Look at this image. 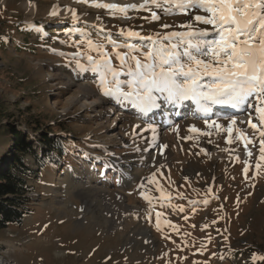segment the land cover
I'll return each mask as SVG.
<instances>
[{"label": "rangeland", "instance_id": "obj_1", "mask_svg": "<svg viewBox=\"0 0 264 264\" xmlns=\"http://www.w3.org/2000/svg\"><path fill=\"white\" fill-rule=\"evenodd\" d=\"M116 1L121 6L143 2ZM54 6H59L56 16L50 14ZM68 8L77 10L78 21H73ZM157 11L161 19L149 23L142 19L150 16L144 11H130L131 19L113 17L105 9L76 0H0V35L8 42L7 49L0 51V167L12 149L9 142L5 147L4 140L10 135L2 136L5 126L12 124L25 132L39 158L46 136L65 143L64 153L56 151L52 162L44 165L27 157L28 165L40 172L30 182L34 210L22 227L0 232V264H264L259 259L264 256V167L259 174L255 169L259 136L257 133L255 147L249 145L254 153L249 158L241 142H226L228 134L224 131L235 117L239 128L251 134L248 114L234 116L212 105L207 118L184 115L176 119L173 114L177 110L172 108L170 117L164 113L163 103L155 113L141 114L130 102L104 97L97 74L81 72L74 66L72 54L77 48L73 44L86 33L94 40H103L108 33L116 39L121 27L141 30L138 26L142 25V34L148 35L173 30L162 29L163 23L175 26L189 20L183 14ZM23 24L34 29L26 37L18 28ZM123 104L126 109H120ZM191 110L194 113L193 107H187V112ZM221 112L230 115L217 117ZM145 118L154 119L144 124L156 127L171 146L170 162L161 144L155 145L158 149L154 150L153 161L144 154L156 143L149 127L145 132L142 126L136 128V122L143 123ZM205 119L223 127L216 129L211 123L205 124ZM191 125L201 131L190 132ZM180 131L185 134L180 135ZM114 158L128 160L125 162L139 171L133 181H123ZM246 159L251 165L248 179L243 174ZM153 172L157 173V183L147 184L146 178ZM85 181L121 194L127 205L140 208L139 217L125 213L117 223L112 220L116 229L110 228L111 223L93 227L90 223L94 214L86 205L89 199L85 200L76 186ZM71 186L74 191L69 197ZM157 186L171 194L173 205H183L184 211L158 202ZM141 192L153 197L151 204ZM97 204L92 211H98ZM156 211L163 212L160 230L155 226ZM168 221L178 231L169 227ZM140 227L149 230V240L126 243ZM13 245L15 248L10 247ZM253 255L257 259L253 260Z\"/></svg>", "mask_w": 264, "mask_h": 264}, {"label": "snow or ice", "instance_id": "obj_2", "mask_svg": "<svg viewBox=\"0 0 264 264\" xmlns=\"http://www.w3.org/2000/svg\"><path fill=\"white\" fill-rule=\"evenodd\" d=\"M76 2L105 9L113 17L122 15L126 19L132 18L130 11H144L150 16L142 19L149 23L161 19L157 10L163 15L188 16L189 20L180 25H160L162 29H173L171 31L148 35L142 34V25L138 26L141 30L121 27L116 39L108 33L103 40H94L86 33L73 44L77 48L72 54L74 66L81 72L97 74L98 87L104 97L118 103L130 102L141 114L161 107L162 102L175 105L185 100L194 101L196 111L205 116L212 112V105H227L246 112L251 134L237 127L236 118L232 117L224 128L228 134L226 142H241L247 156L252 158L254 153L249 145L255 147L258 133L259 158L255 169L259 174L264 167V0H143L140 4L123 6L102 0ZM57 7L54 6L51 15L58 14ZM68 11L74 22L79 20L76 9L68 8ZM99 30L104 31L103 27ZM254 119L257 122H253ZM209 123L216 129L223 127L205 119V124ZM149 130L155 134L154 126L149 125ZM188 130L201 131L195 125ZM160 147L166 149L168 145ZM244 165L243 174L248 179L249 160L246 159ZM156 175L153 172L147 177V184L157 183ZM155 190L160 193L158 202L184 211L183 205L172 204L170 193L166 194L159 186ZM180 195L183 198V194ZM141 196L151 204L152 196L146 192H141ZM162 215L161 211L155 212L157 230L161 228ZM167 223L178 231L170 221ZM252 258L257 259L255 255ZM259 259L264 260V256Z\"/></svg>", "mask_w": 264, "mask_h": 264}, {"label": "trees", "instance_id": "obj_3", "mask_svg": "<svg viewBox=\"0 0 264 264\" xmlns=\"http://www.w3.org/2000/svg\"><path fill=\"white\" fill-rule=\"evenodd\" d=\"M18 28L22 32L21 34H25V37L34 31L33 26L30 24L19 25ZM7 45L8 42L1 36L0 51L4 52L7 49ZM18 49L21 50V48ZM24 50H29V48ZM3 131L4 133L2 136L10 134L9 137L4 140L5 147L7 148L9 142V148L12 147V149L11 152L8 153V156L5 157L7 160L2 161L0 167L1 233L7 231V229L11 227H22L25 218L32 214L34 210V198L31 195V193L34 192V187L30 182L36 175L39 177L40 172H35L28 165L27 157L31 156L35 158L37 162H41L44 165L45 163L52 162L53 154L56 151H59L62 155L65 145L64 142L58 140L60 138L52 139L50 136H46V138L42 140L45 149H43L42 157L39 158L33 142L30 141L29 136L26 135L25 132L18 131L12 124L3 127Z\"/></svg>", "mask_w": 264, "mask_h": 264}, {"label": "bare ground", "instance_id": "obj_4", "mask_svg": "<svg viewBox=\"0 0 264 264\" xmlns=\"http://www.w3.org/2000/svg\"><path fill=\"white\" fill-rule=\"evenodd\" d=\"M111 1L116 2V4L120 5L119 4L120 2H117L116 0H111ZM129 1H132V0H129ZM81 86L84 87V85H81ZM191 101L192 100H185V101L181 102L180 104H175V105L174 104L167 103V102H162L163 103V106L162 107H163V109L165 111L164 113L166 115H169L170 114L169 115L170 117H171L172 111H173L172 108L176 109L177 110V113H174L173 114V116L176 119L177 118L178 119L179 118H182L184 115H185V117L187 116L188 118H192V117L207 118L208 114H207V116H205L203 113L197 112L196 111V109H197L196 103L194 101H192V102ZM187 107L188 108L193 107L194 113H192V110L187 112ZM126 108L127 107L124 104L121 105V107H120V109H126ZM217 108L218 109H224L225 111H228L229 110V113L230 114L233 113L232 115H234V116H238V115H242V114H245L246 113V112H242L239 109H234V108H232L230 106H227V105H217ZM155 112H156V109H153L152 111H150L149 113H147V115H151V114H153ZM189 112H191V113H189ZM182 113H185V114H182ZM132 114H134V113H132ZM216 114H218V113H216ZM230 114L227 113L226 115L228 116ZM156 115L157 114H155L154 117H157ZM223 115L226 116L225 114H222V112H221V113H219V116H217V117H221ZM213 116H214V114H213ZM150 120L153 121L154 119H152V118L151 119H146L145 118L142 121L143 123H137L136 122V124L139 125L140 127L142 126L141 127V131L142 132H145V131H147V128L149 126H146L144 123H146V121H150ZM173 121L174 120H172V122ZM237 123H238V120H237ZM158 126H159V124L157 123V127ZM165 126H167V124H165ZM236 126L239 127L237 124H236ZM182 127H183L182 130H184V128H186L185 125L182 126ZM155 132H156L155 134L152 132V135H155V139L152 142H156V143H153L152 145L148 146L146 148V150H144V148L142 149V150H144V154H146V156L149 157V159L152 160V161H153L152 158H154V155H155L154 150L158 149L157 147L160 144L161 145H168V141H165V139H164L165 137H161V135L163 133H158V130H155ZM180 132H178L180 135L185 134L184 131H182L181 133ZM166 133H167V131H166ZM152 135H151V137H152ZM180 137H182V136H180ZM155 145H157L156 148H155ZM164 150L167 151L166 154H165V155H167L165 159L170 162L171 159H169V157L171 156L172 153L171 154H169V153H170V150H171V146L168 145V147L166 149H164ZM125 161H128V160L122 161V160H119V159H116V158L113 159V163L115 165H117L118 169L123 173V181H125V182L130 181L131 180L130 178H133L131 180V181H133L139 171L138 170L134 171L132 169L133 168L132 165L131 164H128ZM154 161H156V160H154ZM133 162H134V160H133ZM80 178L82 180L85 179V177H80ZM76 186L78 188H80V190H81L78 193L81 194L82 196H84L85 200H88L89 199V201L87 202L86 205H87V207L89 209L88 212L91 213V214H94L93 215L94 216V221L91 222L90 224L93 225V227H95V228H101V227L106 226V225H108V224L111 223V225H109V226L112 229L114 227V225H113L114 222L112 223V220L117 223L119 221V219L122 217V215L125 214V213L130 214V216H132L133 218H138L139 215H140V208L138 206L130 207L129 205H127L125 197L122 196L121 194H116V193L110 192L108 190L99 188L98 186H94V184L92 182H90V181H88V182H86V181L85 182H79ZM72 190L74 191V188L71 186L70 189H69V192H68V194H69L68 196L69 197L71 196ZM95 203H98L97 204V206H98L97 210L98 211H92L91 210L92 207L95 206L94 205ZM108 216L109 217H112V219L109 220L108 219ZM117 227H118V225H117ZM113 229H116V228L114 227ZM131 235L132 236H130V237L127 238V242H126L129 245H131L132 243H135L136 244V243H138V242H140L142 240H146V239L149 240V235L150 234H149V230L147 228L140 227V228L135 229L131 233ZM149 244H150L149 246H152L153 245L152 242H149ZM10 247L11 248H15L14 245L13 246H10ZM57 255H60V253H57Z\"/></svg>", "mask_w": 264, "mask_h": 264}]
</instances>
